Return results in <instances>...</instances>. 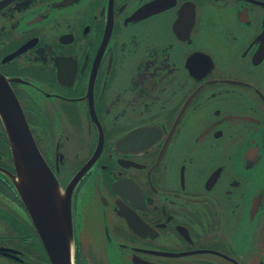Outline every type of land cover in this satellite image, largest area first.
Returning <instances> with one entry per match:
<instances>
[{"label": "flooded vegetation", "instance_id": "1", "mask_svg": "<svg viewBox=\"0 0 264 264\" xmlns=\"http://www.w3.org/2000/svg\"><path fill=\"white\" fill-rule=\"evenodd\" d=\"M0 264H264V0H0Z\"/></svg>", "mask_w": 264, "mask_h": 264}, {"label": "water", "instance_id": "2", "mask_svg": "<svg viewBox=\"0 0 264 264\" xmlns=\"http://www.w3.org/2000/svg\"><path fill=\"white\" fill-rule=\"evenodd\" d=\"M8 108V110L2 111V115L5 119L10 146L19 172L18 186L23 193L28 192L26 188H24L26 185L24 180L26 164L31 166L30 169H32L33 164H38V166L36 165V171H38L40 178L38 194L40 203L39 210L40 213L42 211L44 212L43 225L44 234L46 236V246L50 255L53 258H57L58 253L56 248L60 243L55 237L53 230L54 226L60 223L57 218V211L63 212L67 209V206L65 203H59L61 200L58 194L59 192L61 194L59 183L55 177H53L52 171L45 162L23 111L15 103L9 104ZM66 200L67 198L65 201ZM62 217L65 216L62 214ZM72 218L73 215L71 220ZM65 220L66 219H64V221ZM61 243L67 248V254L69 256L72 255L74 237L69 241L63 239Z\"/></svg>", "mask_w": 264, "mask_h": 264}]
</instances>
